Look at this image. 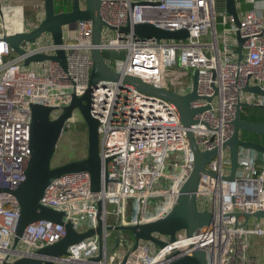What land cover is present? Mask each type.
Instances as JSON below:
<instances>
[{
    "label": "built area",
    "instance_id": "2783aa9c",
    "mask_svg": "<svg viewBox=\"0 0 264 264\" xmlns=\"http://www.w3.org/2000/svg\"><path fill=\"white\" fill-rule=\"evenodd\" d=\"M64 1L67 4L63 2L61 6L56 2L58 11L71 8L73 0L70 5ZM101 1L105 24L99 47L101 51L125 52L123 58H106V63L122 76H137L145 83L166 89H170L169 68L199 70V97L191 105L210 108L195 115L197 122L191 129L200 150L220 149L207 164L216 176L202 173L197 190L199 209L212 211L213 222L192 236L178 235L162 248L142 241L128 253L127 264H161L173 250L189 252L193 245L208 247V264H262L251 249L253 238L264 236V226L252 224L251 220L245 224L244 214L264 211V166L258 165L253 151L241 148L236 175L226 178L230 174V167L226 166L230 164V153L223 145L233 133L237 106L244 96L251 95L248 103L252 106L264 107V96L244 90L247 85L264 90V0H250L253 8L239 14L240 25L231 14L217 10L215 0ZM3 2L0 0L1 5ZM41 14L43 20L44 12ZM0 17V264H12L21 255L33 254L67 234L65 223L39 219L26 226L20 251H11L21 216L15 191L26 179L32 153V106L41 103L54 107L51 117L57 118L71 102L73 93L83 95L89 85L91 50L95 45L92 21L79 20L73 28L65 26L61 45L51 39L49 44L34 42L26 47L28 54H55L63 48L66 68L54 60L40 62V69L25 68L24 56L16 55L6 40L11 33L8 24L17 22H5L1 13ZM20 23L26 24V19ZM145 23L167 31L186 29L189 35L183 39L142 37L134 26ZM126 27L129 30L123 29ZM238 31L246 39L242 59L237 51ZM192 82L171 90L186 94L192 90ZM91 113L99 120L101 157L108 159L107 184L101 191L93 192L88 171L66 173L48 185L40 203L63 211L64 222L72 221L78 231L97 227L99 217L106 225L116 226L163 216L172 207L195 162L188 128L183 125L176 104L145 94L122 80H100L92 90ZM180 152L182 162L178 160ZM171 153H176L173 162L169 160ZM161 185V189H154ZM155 198L161 200L148 211V204ZM203 198L212 199L211 209L200 202ZM98 199L105 204L101 216ZM133 200L139 201L143 212L130 220L127 207ZM238 212L242 215L236 216ZM112 233H105L107 248ZM99 248L96 234L70 245L67 254L51 258L50 264H119L123 258L115 262V257L119 258L116 253L91 260Z\"/></svg>",
    "mask_w": 264,
    "mask_h": 264
},
{
    "label": "water",
    "instance_id": "95a60500",
    "mask_svg": "<svg viewBox=\"0 0 264 264\" xmlns=\"http://www.w3.org/2000/svg\"><path fill=\"white\" fill-rule=\"evenodd\" d=\"M101 0H86L85 7L81 0H73L71 8L66 11H57L56 0H44V19L31 29H23L11 32L6 36V40L14 53L24 56V66H30L32 63L54 60L67 67L66 51L58 48L55 54L33 53L28 54L26 47L36 42L43 34H50L54 44L63 43L65 26L73 28L79 20H91L93 24V43L91 50L93 66L91 69L89 85L86 92L77 96L72 94L71 102L64 106L61 114L57 118H52L51 114L54 107L41 103H35L32 106L33 116L31 125V158L26 169V179L15 191V195L21 206V216L15 229L13 245L11 251L13 254L19 252L18 245L24 230L28 224L39 219L52 220L54 222L65 223L67 234L60 241L38 249L33 254H23L12 264H50L51 258H61L67 254L68 247L78 243L86 238L98 235L100 239V248L98 255L91 260L98 261L108 255L105 233L107 231L124 230L133 237L132 250H136L142 241L150 242L159 248L165 247L168 242L176 240L178 233L184 231L187 236H192L195 231L210 225L214 219L212 211H201L198 206L197 190L202 173H209L216 176V173L210 171L207 164L214 159L220 152L219 148L202 151L196 141L195 134L191 129L196 123L195 115L207 107L194 108L192 101L196 100L199 83V70L193 74L192 90L186 94H180L171 89L156 87L145 83L140 77L125 75L112 69L105 61L106 58H123L125 52L114 50L101 51L99 44L102 40V26L105 24L101 17ZM238 0H218V10L226 11L234 17L237 25H240V15ZM0 13L2 5L0 4ZM116 29L114 26H110ZM129 30V27L123 28ZM135 32L142 37H156L158 39H183L189 33L186 29L167 31L152 24H137L134 26ZM239 59L243 57V45L245 38L240 32H237ZM100 80H122L124 83L132 84L136 88L148 95L165 98L179 109L181 121L186 126L189 142L195 154V162L192 171L187 175L179 187L178 194L172 207L163 216L148 221L138 220L131 225H106L102 217H99L97 227L88 228L85 231H78L72 221L64 222L63 211H58L46 207L40 203V199L48 185L57 177L72 172L88 171L91 175V189L93 192H99L108 182L107 161L102 159L100 153V135L98 131L99 120L91 113L92 90ZM244 90L264 96V90L259 86L247 85ZM212 100V97L207 98ZM251 107L248 102L240 101L237 106L236 116L233 121V133L224 143L223 148H228L230 153V174L226 176L233 179L239 166V155L241 148L253 151L257 159L264 157V144L260 141L247 139L245 133H253L264 136V122L254 121L242 118L244 108ZM76 113L82 116L88 132V151L83 158L71 160L63 164L54 165V156L61 138L67 127V123ZM259 154H261L259 156ZM104 200L98 199L99 215L104 210ZM236 216L242 213H235ZM245 224L251 219H264V211L255 213H245ZM120 243L116 238V245ZM207 246L193 245L189 252L173 250L161 264H208ZM19 254V253H18ZM129 254H126L119 264H127ZM4 264H10L5 262Z\"/></svg>",
    "mask_w": 264,
    "mask_h": 264
},
{
    "label": "rangeland",
    "instance_id": "374dc122",
    "mask_svg": "<svg viewBox=\"0 0 264 264\" xmlns=\"http://www.w3.org/2000/svg\"><path fill=\"white\" fill-rule=\"evenodd\" d=\"M61 6V3L67 4L64 0H56ZM69 5L71 4L72 0H66ZM218 0H215V5L216 9L218 10ZM82 6L85 7L86 5V0H81ZM37 5H39V9H41L42 12H44V0H38ZM59 6V5H58ZM32 8L27 10L25 6L20 5L15 2V0H5V2L2 3V11H3V20L5 22L9 21H16L17 23L19 21L23 22L24 21V14H30L32 12ZM68 9V8H67ZM66 9V10H67ZM26 14V17H27ZM0 23H1V17H0ZM20 23V22H19ZM28 29V28H27ZM31 29V28H30ZM51 41V35L50 34H43V36L35 43L37 44H49ZM34 43V44H35ZM40 62H38L39 64ZM169 71L167 72V79L169 82V88L170 89H175L179 87H185L186 85L190 84L193 81V74L194 70L188 69V68H182L180 66H173L168 69ZM249 94V93H248ZM251 98V96H250ZM88 151V132H87V127L86 124L80 115V113H77L73 118L67 123L66 131L64 132L58 150L56 151V154L54 156V164L58 161L64 162L68 158L72 157H78V156H84L87 155ZM175 154L176 153H171L169 160L174 161L175 160ZM179 158L178 160L182 162L183 160V152L178 153ZM261 154H259L260 156ZM227 167H230V164H226ZM163 185L155 187L154 189H161ZM161 200V198H155L151 204H148L147 210H153L154 205L158 203ZM205 202L206 204V209L209 210L211 209V206L213 204V201L211 198H203L200 199V202ZM128 211V218L130 220L137 219L139 215L143 212V207L140 205L139 201L133 200L128 203L127 207ZM261 224L264 226V219L261 218L259 219ZM112 221V220H111ZM86 226L87 224L84 223ZM184 231H180L178 235L184 234ZM119 238L120 240V245H116V238ZM124 237H126V243L131 245L133 244V239L130 234H128L127 231L124 230H114L113 233L109 236L108 238V254L111 257L113 254H116L119 249H121L125 246V241ZM124 241V242H123ZM154 248L158 249L159 247L157 245L152 244ZM19 247H23V244L20 243L18 245ZM259 255V253H257ZM257 255V256H258ZM260 262L263 264L264 263V252L262 254V259L258 256ZM121 258L115 257V262L120 260Z\"/></svg>",
    "mask_w": 264,
    "mask_h": 264
},
{
    "label": "crops",
    "instance_id": "0c3cea01",
    "mask_svg": "<svg viewBox=\"0 0 264 264\" xmlns=\"http://www.w3.org/2000/svg\"><path fill=\"white\" fill-rule=\"evenodd\" d=\"M15 2L20 4V5L25 6L27 10H29V9H31V7H33V6L29 5L26 0H15ZM56 2H58V1H56ZM238 2H239L238 3L239 14H243L244 12L253 8V5L250 2V0H238ZM38 6L39 5H37L36 7H33L32 12L30 14H27V13L24 14V17H25L24 20L26 19V24L24 23V25H23V23L22 24L19 23L20 21L18 23L8 24V27H7L8 32H15V31H19V30H23V29H27V28L30 29V28L37 26L41 22V20H42L41 16L43 15V14H41V9H39ZM26 14H27V17H26ZM26 67L27 68L30 67V68H34V69H40L41 65L38 63H32L30 66H25V68ZM250 96H248V95L244 96V102H250ZM242 113H243V116L245 119L264 122V107H256V106L250 107L249 106V107L244 108ZM244 137L247 139H253V140L260 141L264 144V136H259L257 134H253V133H246L244 135ZM84 156L82 155V156H78V157L68 158L64 162H62V160H61V162L55 163V165H59V164H63L65 162H68L71 160L83 158ZM257 160H258V165L260 167H263L264 166V157H261ZM256 222L261 224L259 219H251L252 224H254ZM261 225H263V224H261ZM262 237L264 238V236L253 238V244H252L251 251L255 255H258L257 253L259 251V247H261V243L264 242L263 241L264 239ZM124 238H125L124 239L125 246L123 248L121 246V249H119V251L117 252V254L119 255L120 258H122L126 254H128L131 251L132 245H133V244L131 245V243L130 244L126 243V241H127L126 237H124ZM132 239H133V237H132ZM119 245H120V243H119Z\"/></svg>",
    "mask_w": 264,
    "mask_h": 264
},
{
    "label": "trees",
    "instance_id": "16d2710c",
    "mask_svg": "<svg viewBox=\"0 0 264 264\" xmlns=\"http://www.w3.org/2000/svg\"><path fill=\"white\" fill-rule=\"evenodd\" d=\"M58 10H59V8H57V11H58ZM252 107H253V106H252ZM76 114H77V113H76ZM76 114H75V115H76ZM75 115H74V116H75ZM242 118H244L243 113H242ZM245 134H246V133H245ZM245 134H244V135H245ZM59 144H60V143H59ZM58 147H59V145H58ZM58 147H57V150H58ZM79 159H80V158H79ZM262 238H263V237H262ZM263 239H264V238H263ZM263 241H264V240H263ZM263 252H264V242L261 243V247H259V251H258V253H259L258 256L260 257V259H261L262 261H263V259H262V254H263Z\"/></svg>",
    "mask_w": 264,
    "mask_h": 264
},
{
    "label": "flooded vegetation",
    "instance_id": "af4514ba",
    "mask_svg": "<svg viewBox=\"0 0 264 264\" xmlns=\"http://www.w3.org/2000/svg\"><path fill=\"white\" fill-rule=\"evenodd\" d=\"M27 1V3L29 4V5H31V6H33V7H36L37 6V2H38V0H26ZM70 9V8H69ZM58 162H61V161H58ZM58 162H56V163H58ZM55 165V164H54Z\"/></svg>",
    "mask_w": 264,
    "mask_h": 264
}]
</instances>
